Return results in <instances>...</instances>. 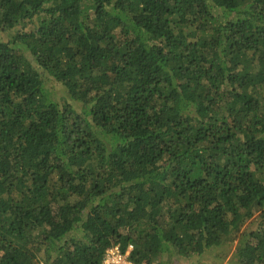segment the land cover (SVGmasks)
Instances as JSON below:
<instances>
[{"label":"trees","instance_id":"obj_1","mask_svg":"<svg viewBox=\"0 0 264 264\" xmlns=\"http://www.w3.org/2000/svg\"><path fill=\"white\" fill-rule=\"evenodd\" d=\"M16 30L0 264H102L116 246L158 264L235 241L237 264H264V0H0V33Z\"/></svg>","mask_w":264,"mask_h":264},{"label":"rangeland","instance_id":"obj_2","mask_svg":"<svg viewBox=\"0 0 264 264\" xmlns=\"http://www.w3.org/2000/svg\"><path fill=\"white\" fill-rule=\"evenodd\" d=\"M16 31H6L0 33V41L7 42L10 40ZM48 90L50 91L52 97L58 102L69 101L71 104H74V107L79 111L82 110V105L77 104L76 101H73L69 98L65 89L56 84L53 80H48L46 82ZM258 224V222H256ZM254 224V225H253ZM250 225V229L255 228L256 224L253 223ZM248 223L244 228H246ZM238 247V242L235 241L233 245L224 244L221 248L208 252L204 257L197 258L195 256L184 259L177 256L176 254L165 255L159 260L158 264H237L234 259V254L236 248ZM157 264V263H156Z\"/></svg>","mask_w":264,"mask_h":264},{"label":"built area","instance_id":"obj_3","mask_svg":"<svg viewBox=\"0 0 264 264\" xmlns=\"http://www.w3.org/2000/svg\"><path fill=\"white\" fill-rule=\"evenodd\" d=\"M133 246H129L125 253H122L119 246L110 248L106 251L102 264H139L131 260L130 254ZM147 264V263H140Z\"/></svg>","mask_w":264,"mask_h":264}]
</instances>
